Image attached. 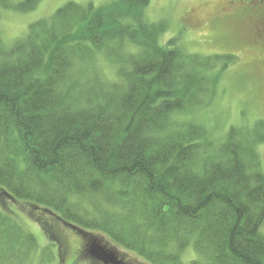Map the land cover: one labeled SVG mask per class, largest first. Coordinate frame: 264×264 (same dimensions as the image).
<instances>
[{
  "label": "trees",
  "instance_id": "16d2710c",
  "mask_svg": "<svg viewBox=\"0 0 264 264\" xmlns=\"http://www.w3.org/2000/svg\"><path fill=\"white\" fill-rule=\"evenodd\" d=\"M148 5L70 1L10 47L0 39V264H26L37 250L16 203L59 256L69 255L62 227L81 239L72 264H110L99 248L119 264L126 253L149 264H264V120L220 141L179 120L214 95L226 67L215 64L233 56L160 44L164 24L148 21ZM97 54L115 80L95 74Z\"/></svg>",
  "mask_w": 264,
  "mask_h": 264
},
{
  "label": "rangeland",
  "instance_id": "374dc122",
  "mask_svg": "<svg viewBox=\"0 0 264 264\" xmlns=\"http://www.w3.org/2000/svg\"><path fill=\"white\" fill-rule=\"evenodd\" d=\"M11 1L18 3L23 0ZM70 1L101 6L113 0H39L35 9L29 12L0 9V39L3 46L8 48L14 41L24 38L30 24L50 16ZM226 1L148 0L146 9L148 21H161L164 24V31L158 39L160 44L165 45L170 39L178 38L176 44L189 54L233 56L228 62L215 64L214 71L220 69L222 62L226 63V67L220 72L214 95L195 110L175 115L181 121H191L207 128L215 141L222 140L231 126L252 125L257 120H264V62L245 64V60L241 61L238 53L242 55V49L251 44V24L219 19ZM91 67L103 80L116 79V68L103 54L95 56ZM257 154L264 175V142L258 144ZM10 208L16 223L34 235L37 241V250L26 264H72L73 252L78 250L81 243L72 230L62 227L69 255L59 256L56 246L26 215L22 205L16 203ZM116 252L123 254L121 250ZM193 254L192 248L188 247L181 255L183 262L191 260ZM125 257L129 264H149L134 253H126Z\"/></svg>",
  "mask_w": 264,
  "mask_h": 264
},
{
  "label": "flooded vegetation",
  "instance_id": "af4514ba",
  "mask_svg": "<svg viewBox=\"0 0 264 264\" xmlns=\"http://www.w3.org/2000/svg\"><path fill=\"white\" fill-rule=\"evenodd\" d=\"M219 19L249 22L251 44L242 49V55H238L241 61L245 60V64L264 62V0H227L221 8Z\"/></svg>",
  "mask_w": 264,
  "mask_h": 264
},
{
  "label": "water",
  "instance_id": "95a60500",
  "mask_svg": "<svg viewBox=\"0 0 264 264\" xmlns=\"http://www.w3.org/2000/svg\"><path fill=\"white\" fill-rule=\"evenodd\" d=\"M98 251L101 253V259L104 263H110V264H119L117 261V256H115V253H109L107 251H103L100 248Z\"/></svg>",
  "mask_w": 264,
  "mask_h": 264
}]
</instances>
